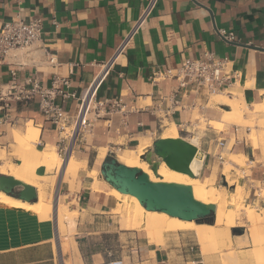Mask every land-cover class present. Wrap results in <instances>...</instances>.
Returning <instances> with one entry per match:
<instances>
[{"label":"crops","instance_id":"obj_1","mask_svg":"<svg viewBox=\"0 0 264 264\" xmlns=\"http://www.w3.org/2000/svg\"><path fill=\"white\" fill-rule=\"evenodd\" d=\"M146 4L147 0H0V35L6 22L20 17L25 21L34 18L43 21L38 43L26 50H13L5 61H0V86L8 83L15 68L21 80L39 78L45 85L56 75L69 77L76 97L68 100L64 108L72 113L77 112L80 98L105 64L126 42L98 90L99 99L120 101L122 109L95 122L85 134L81 152L88 164L87 151L91 149L134 148L142 139L150 141L145 149L148 153L171 124L177 126L183 137L194 135L187 140L199 139L201 149L205 142L230 140L229 136L206 134L208 139L203 137L202 142L200 133L194 130L193 114L196 110L203 113L205 109L193 106L194 95L190 90L178 88L175 79L152 82L156 68L176 69L185 58H201L212 51L219 57L229 58L240 73L231 89L233 92L240 91L249 106L264 99V0H160L139 26ZM219 30L233 32L235 40L223 39ZM51 55L54 63L49 60ZM170 96L180 105L175 106L168 99ZM3 115L0 111V150L7 149V154L10 140H36L40 148L47 144L59 146L61 137L41 113L38 96L12 113L13 125L3 122ZM12 128L25 133L18 129L10 132ZM241 147L253 158L256 180L263 181L264 156L259 141L246 139ZM84 193L88 195L83 196V192L78 195L79 212L85 211L89 219L79 218L74 240L85 264H100L120 257L124 251L117 250V241L119 248L130 246L135 256L146 261L166 264L172 257L178 261L192 258L190 254L177 256L182 250L176 247L184 234L174 244L172 237L165 238V244L149 241L143 244L137 231L96 230L95 225L101 224L116 200L105 191ZM26 214L0 205V231L4 232L0 237V264H64L55 238L41 236L37 216ZM87 222L94 223L90 229ZM111 233H114V248L104 240ZM123 238L128 242L126 246ZM198 262L192 259L188 263Z\"/></svg>","mask_w":264,"mask_h":264},{"label":"bare ground","instance_id":"obj_2","mask_svg":"<svg viewBox=\"0 0 264 264\" xmlns=\"http://www.w3.org/2000/svg\"><path fill=\"white\" fill-rule=\"evenodd\" d=\"M235 93L238 95V99L240 100L241 104L235 102L232 98L226 100L224 104L229 106L230 110L224 111V116L221 120L228 124L248 125V123H244L249 120L244 115L246 112L245 106L247 103L240 95V91H236ZM217 96L224 95L218 94ZM251 108L253 109L251 112L255 114L263 113L264 99L262 102L254 104ZM255 119H257V117L250 119L249 122L253 123ZM260 121H262V119ZM195 131L197 132L198 130ZM162 136L163 138H179V130L175 124H171L165 129V131L162 133ZM253 137L258 138L261 152L264 156V131L256 132ZM189 141L194 143L196 146H200L199 139L192 138ZM14 145L15 149L13 156L16 157L19 163L7 161V152L4 149L0 150V173L13 176L16 179L25 182L26 184L36 187L38 189V200L35 203L18 200L0 190V205L5 204L7 207L19 209L27 214H36L40 220L46 219L47 216L52 215L55 220V230L58 236L59 250L61 253H66L69 251V246L64 245L62 242V231L66 229L72 231L74 230L76 219L79 213L76 214L69 208L70 203L60 202L59 198L61 196L58 191L61 187V184L69 185V190L73 191L80 170L87 169L88 164L87 162L81 161L80 159L73 156V153H69L66 158H64V155L57 150L55 144H47L40 148L38 147L36 140L28 139L23 141H15ZM149 145L150 141L142 139L141 143H139V145L134 148L126 147V149H121L119 152H117L116 158L121 164L131 168L141 169L143 172L148 174L153 182H175L192 186L194 197L197 200L206 204L216 205L215 223H197L194 220L187 221L173 217L163 211L147 210L141 204L140 200L134 195L124 194L118 190V192L122 195L116 196V194L112 195L107 191L106 194L112 196L116 200V207L112 209V212L114 214H121L125 220L124 226L128 229L140 227L141 230L146 232L149 242L153 244L162 243L163 233L170 229L194 232L199 237L200 242L204 247L208 242L219 239L220 227L223 228L224 226V228H230L235 226L237 213L240 210H244L246 220L249 222L251 227L247 231H249L252 236H250V238H253V242L255 243L256 249H254L253 252L255 263L264 264V237L261 236L260 232V226H264V213H258L257 206L248 207L244 205L243 190L233 191L231 195H228L226 188L215 186L214 174L202 181L198 177L199 172L204 166V158L200 147L199 152L191 164V168L195 176H190L187 173L173 170L165 162L161 163L158 173L155 174L150 167V163L142 158V156L145 154L146 147ZM98 150L99 156L103 158L107 154L108 147H101ZM246 160V155H243V158H239L233 153L229 154L227 162L223 168V174L227 184L229 183L231 184L230 186H233L235 184L234 182H237L238 179L232 175V170H235L236 166L237 168L244 167L246 165ZM39 167H44L46 169V173L44 175L36 173V169ZM57 177H59L58 181L56 180ZM104 182L105 181H101V183ZM46 186H51L52 188L56 187L55 198L48 194ZM90 186H93V183ZM96 191L97 193L103 191L106 192V190L103 188H97ZM66 220L69 221L68 225L61 223ZM157 220H161L164 224H158ZM167 223L170 224V228L166 227ZM72 246L75 252V264H85L79 255L76 244L73 243ZM229 257L232 258L234 264L240 260L237 255H229ZM64 264L73 263L72 260H67V262H64Z\"/></svg>","mask_w":264,"mask_h":264},{"label":"rangeland","instance_id":"obj_3","mask_svg":"<svg viewBox=\"0 0 264 264\" xmlns=\"http://www.w3.org/2000/svg\"><path fill=\"white\" fill-rule=\"evenodd\" d=\"M235 92L236 91L234 92L232 91V95H224V96L212 95L210 96L209 102L206 105L205 111L203 113L202 112L200 113L196 110L193 114V122L195 125L194 130H198L197 132L200 133L202 142L204 141L203 139L206 140L207 138V136H205L206 134H212L214 136L217 135L218 137H222V136L228 137L229 136L230 138V140H227L228 145L224 150H220L216 142H213V143L205 142L207 144L202 145V149L200 147L202 154H203V158H204V166L202 170L199 172L198 177L203 181L207 177H211L212 174H214L215 182H216V183L214 182L215 186L226 188L228 195L229 194L231 195L233 191L243 190L244 205L248 207L257 206L258 213L261 212L262 214L264 213V198H263L264 197V183L256 180L257 178L255 176V171H254L256 165L255 163L252 162L253 158L247 152V150L242 149L241 146H242V142H244V140L246 139L250 141L258 140V138L253 137V136L255 135L256 132L264 131V113H262V115L259 116L260 113L255 114L251 112L253 110L251 108L253 105L249 106L248 104H246L245 106L246 112L244 114L245 117L249 120L257 117V119H255L253 123L249 122V120L244 122V123H248V125L247 124L246 125L245 124H227V123L221 122V118L224 115V111L230 110V107L224 104L225 101L232 98L235 102L240 103V100L238 99L239 97ZM261 119L262 121H260ZM211 120L213 122L210 123L209 121ZM213 125H215V128L213 127ZM13 129H18L23 132V130L19 128H12L10 132ZM70 130L71 129H67L69 133H70ZM85 134H83V136H80L78 141L76 142L73 156L80 159L81 161L87 162L85 160L86 156L81 152V150H84L83 145H85V140H84ZM69 136L66 139H64V143H62L59 146H56L57 150L61 154L64 155V158H66L65 152L64 150H61V149L63 148L65 144L67 145L69 143V139H70ZM184 137H187L186 139H190L191 137H194V135L193 136L184 135ZM24 140H28V139L25 138ZM9 143H10V149L8 150L7 161H11L13 163H19L16 157L13 156L14 149H15L14 140H10ZM4 150L7 152V149H4ZM97 150L98 149H95V150L91 149L90 151H87L89 153L90 163L89 164L87 163L88 164L87 169L80 170L79 175L76 179L74 190L70 191L69 185L61 184V187L58 191L61 196L59 198L60 202L70 203L69 208L72 211H74L76 214L79 213L76 219V225L74 227V230L72 231V230L66 229L62 231V237H63L62 242L64 243V245L69 246L68 252L61 253V251L59 250L58 236L56 234L55 220L53 216L50 215V216H47L46 219L40 220L39 217L35 214L38 217V220L41 222L40 223L41 228H42L40 231L41 236L47 235L49 237L55 238L54 243L57 246L60 257L62 259L64 258L65 262H67V260L68 261L72 260L73 264H75V261H74L75 252H74L72 244L75 243L77 246V243L74 240V237L76 233L78 232L77 230L78 220L79 218L89 219L85 215V211H83L82 213L79 212L80 205L78 204V195L81 192H83V196H87L88 194L85 195L84 193L85 191L94 190V192H96L95 190L97 188H103L104 190H106V192L108 191L112 195H115V194L116 196L122 195L121 193L118 192V190L114 186H112L109 182L105 180L104 176L101 173V168L104 162L109 158H116L117 152H119L121 149L119 148L118 150V148L108 147L107 154L103 158L99 156V152H98L99 150L98 151ZM204 150H206V152ZM220 153H222L224 160L219 159ZM230 153H233L239 158H243V155L247 156V160L245 161L246 165L244 167L237 168L236 166L235 170L234 169L232 170V175L238 179L237 182H234L235 184L233 186H230L231 184L229 183L227 184V182L225 181V176L223 174V168L225 166V163L227 162V158ZM146 154L147 153L145 152V154L142 156L143 159H145L144 157ZM206 155H208L207 158L205 157ZM56 180L58 181L59 177H57ZM90 181L91 183H88ZM101 181H105V182L101 183ZM92 183H93V186H90ZM46 187H47L48 194L52 195L53 198H55L56 187H53V188L51 186H46ZM84 200L85 199H83L82 201ZM114 207H116V203H114L113 207H111L110 213H106L107 215L104 218V220L101 221V224L95 225L96 230L101 231V232L106 231V230H112V231L121 230V231H129V232L137 231L140 234L141 242L143 244L147 243L149 240L147 238L146 232L141 230L140 227H136L135 229L126 228L124 226L125 220L123 219L121 214H114L112 212V209ZM9 208H13V207H9ZM22 213L26 214L24 212ZM29 214H32V213H29ZM61 223H63L64 225H68L69 221L66 220ZM157 223L160 225L164 224L162 223L161 220H157ZM200 223H209V224L215 223V215L212 216V218H209L206 221H203ZM86 224H87V228L90 229V226H92L94 223L87 222ZM166 227L170 228V224L167 223ZM250 228L251 227H250L249 222H247L246 220L244 210H240L237 213V220H236L235 226H232L230 228H227V227L224 228V226L223 228L220 227L219 239L208 242L207 245L204 247L202 246L199 237L194 232L178 231L174 229L165 231L163 233V242L159 244H165V238L167 237L174 238L172 239L173 240L172 243L173 242L175 243L178 240L179 235L184 234L185 237L182 240L181 244L176 247L177 249L182 250L179 253H177V256L184 255L185 257V255L187 254L192 255L191 259L182 258L180 259V261H178L177 257H172L170 259L171 262L166 263V264H192V263H188L192 261V259L199 261L196 264H234V262L232 261V258H230L229 255H237L239 257L240 260L235 264H248V263L256 264L254 260V256H253L254 249H256L255 243L253 242V238H250L251 234L249 233V231H247ZM81 230L82 229H80L79 231ZM260 232H261V236L264 237V226H260ZM53 233L56 235H54ZM3 234L4 232L0 231V237ZM111 234H107L104 240L107 245H110V247L114 248V246H116L114 236H113L114 233H111ZM122 242L124 246L128 244V242H126V239L124 238L122 239ZM118 245L119 243L117 241V247H116L117 250L119 249L120 251H124V252L121 253V256L117 258H123L125 261V264H161L155 261H146L142 259L141 256H135L134 252L131 251L130 246L125 247V248H122V247L119 248ZM191 246H193V250H190ZM186 249L187 251H185Z\"/></svg>","mask_w":264,"mask_h":264},{"label":"built area","instance_id":"obj_4","mask_svg":"<svg viewBox=\"0 0 264 264\" xmlns=\"http://www.w3.org/2000/svg\"><path fill=\"white\" fill-rule=\"evenodd\" d=\"M159 1L147 0L145 10L137 25L140 26L143 23L157 7ZM42 33L43 21L41 18L25 21L20 17L17 20L6 22L0 35V61H5L6 56L13 50H26L34 46L41 40ZM219 34L227 41L235 40L233 32L219 30ZM125 43L118 48L115 56L105 64L84 96L80 98L76 113L64 108L68 100L76 97L72 90L71 78L56 75L49 85H45L39 78L26 77L21 80L17 68L12 69L8 83L0 86V111L4 112L3 122L13 125L15 119L12 118V113L17 112L20 106L30 103L38 96L41 113L46 121L54 125L61 137L59 145L64 143V139L70 135L69 143L65 144L61 150H64L65 156L74 153L79 137L89 132L95 122L122 109L120 101L99 99L98 90L116 58L124 51ZM49 60L51 63L55 62L52 55ZM20 65L23 66V64ZM239 77L240 73L233 68L229 58L219 57L209 51L201 58H185L182 65L176 69H154L151 81L158 83L175 79L178 88L190 90V93L194 95L193 106L198 105L199 108L205 109L210 96L232 95L231 89ZM168 99L175 106L180 105L173 97L170 96ZM205 100L206 103H204ZM67 129H71L70 133ZM217 145L220 150H224L228 143L226 139H220ZM219 159L224 160L222 153L219 154ZM261 182L264 183V180ZM101 264H125V261L123 258H114L105 260Z\"/></svg>","mask_w":264,"mask_h":264},{"label":"water","instance_id":"obj_5","mask_svg":"<svg viewBox=\"0 0 264 264\" xmlns=\"http://www.w3.org/2000/svg\"><path fill=\"white\" fill-rule=\"evenodd\" d=\"M198 152L199 147L183 136L159 138L144 158L155 174L161 163L165 162L173 170L195 176L191 164ZM36 173L44 175L46 169L39 167ZM101 173L121 193L136 196L147 210L163 211L173 217L198 223L212 218L216 213L215 204H206L194 197L192 186L175 182H153L141 169L121 164L117 158L105 161ZM18 188L21 189L17 190ZM0 190L32 203L38 198L34 186L4 174L0 175Z\"/></svg>","mask_w":264,"mask_h":264},{"label":"flooded vegetation","instance_id":"obj_6","mask_svg":"<svg viewBox=\"0 0 264 264\" xmlns=\"http://www.w3.org/2000/svg\"><path fill=\"white\" fill-rule=\"evenodd\" d=\"M108 160H110V158H109V159H107L106 161H108Z\"/></svg>","mask_w":264,"mask_h":264}]
</instances>
